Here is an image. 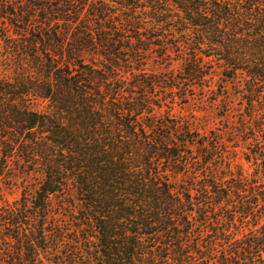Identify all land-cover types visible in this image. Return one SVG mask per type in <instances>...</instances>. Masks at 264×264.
<instances>
[{
  "label": "trees",
  "instance_id": "obj_1",
  "mask_svg": "<svg viewBox=\"0 0 264 264\" xmlns=\"http://www.w3.org/2000/svg\"><path fill=\"white\" fill-rule=\"evenodd\" d=\"M214 77L224 138L173 114ZM5 172L0 264L54 263L62 211L93 264H264V0H0Z\"/></svg>",
  "mask_w": 264,
  "mask_h": 264
},
{
  "label": "rangeland",
  "instance_id": "obj_2",
  "mask_svg": "<svg viewBox=\"0 0 264 264\" xmlns=\"http://www.w3.org/2000/svg\"><path fill=\"white\" fill-rule=\"evenodd\" d=\"M147 68L149 71L158 70L152 62ZM201 85L204 87H201ZM182 87L183 89L180 93L186 92L188 98L183 101L177 100L173 114L192 122L202 132L215 130L220 134L221 138L227 137L222 131L224 127H233L234 121L238 120L240 116L242 103L239 100L230 99L229 107L224 108L225 104L223 102H214L216 98L214 91L219 92L222 90L219 87L218 77L198 83L195 88L187 87V84ZM223 93H233V88L223 89ZM232 146H235V144H226L228 150H231ZM232 166L233 169H248V165L243 161L241 153L237 155ZM37 181L38 177L35 175L23 176L17 172H5V174L0 176V207L5 204L14 205L22 197L24 186L26 184L30 187L34 186ZM71 198L76 208L75 215H77V210L80 206L79 200L75 196ZM67 214L69 213L62 211L59 218L55 220L59 228V233L55 234L58 236L59 241L56 244L57 248L53 247L54 256L50 258L54 262L52 264H70V262L72 264H93V261L89 259L90 253L84 243V239L92 234L91 230L78 228L74 218L66 217Z\"/></svg>",
  "mask_w": 264,
  "mask_h": 264
}]
</instances>
